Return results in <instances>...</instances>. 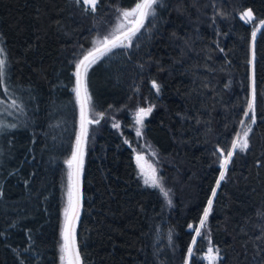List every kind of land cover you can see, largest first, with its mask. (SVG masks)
I'll return each mask as SVG.
<instances>
[{
	"label": "trees",
	"instance_id": "1",
	"mask_svg": "<svg viewBox=\"0 0 264 264\" xmlns=\"http://www.w3.org/2000/svg\"><path fill=\"white\" fill-rule=\"evenodd\" d=\"M136 2L98 0L93 13L76 0H0L8 61L0 121L17 125L0 131V264H59L65 161L80 127L76 80L60 55L86 32L111 31L108 9ZM246 8L251 19H241ZM261 21L264 0H169L146 38L94 70L88 118L100 122L88 125H98V133L80 177L81 264H205L210 246L219 249L217 264H264ZM253 89L250 146L233 156L193 245L219 178L217 149L226 154L251 123L244 112ZM13 98L23 112L8 107ZM150 106L141 138L133 112ZM136 150L149 154L171 205L138 175Z\"/></svg>",
	"mask_w": 264,
	"mask_h": 264
},
{
	"label": "snow or ice",
	"instance_id": "2",
	"mask_svg": "<svg viewBox=\"0 0 264 264\" xmlns=\"http://www.w3.org/2000/svg\"><path fill=\"white\" fill-rule=\"evenodd\" d=\"M77 5L83 3L85 12L91 10L93 13L96 11V6L98 0H76ZM162 5V0H137L133 7L130 9H121L117 8V11L120 13L117 18L115 27L107 35L103 36L102 39L95 40L94 47L87 51L83 55V58L80 59L75 67L76 71L74 73L76 77V87L74 89L76 93L77 103L80 105V132L76 137V143L73 147L71 157L65 161L68 165L67 173V189L66 197L67 202L63 210L64 220L61 228V243L59 245L60 251V261L61 264H81V255L78 250L77 238H76V229H75V220L79 217V175L83 167V156H84V144L88 135V125L93 123H99L98 119H89L88 118V109L91 105V97L88 95L87 87L85 84V78L87 76L88 69L97 62V60L112 52L113 49L118 47H129L133 38L141 32V29L145 25V21L150 17L155 18L156 16V7ZM251 10L246 11L242 14L241 19L248 17L252 18ZM261 24H264V21H261ZM253 39L256 36V31L252 33ZM8 76V61L6 58V50L0 47V85L6 84V78ZM152 87L159 92V85L153 81ZM7 93V88H5ZM2 103V101H0ZM254 103H255V90L253 89V98L248 103V109L244 112L245 117H250L251 123H248L246 127L242 129V135L237 133V137L232 140L231 150H228L227 153L223 150L217 149L220 152V175L216 181V188L212 189V197L208 199L207 207L203 210V215L200 219L199 226L194 228L196 235L193 237V245L197 241V237L203 235L202 229L207 225V220L210 212L213 207V198L217 194V189L220 187L222 181L226 178V172L228 170L229 164L232 161L233 156L236 151L245 152L248 150L249 136L253 131L252 124L255 123L256 118L254 114ZM10 108H19L23 112V108L18 104L17 99L13 98L11 103L8 105ZM152 112V107L139 108L135 114V123L142 126L144 117ZM251 114V115H250ZM103 116V113L99 114ZM240 124L244 126L246 121L241 119ZM16 124H6L3 121H0V131L6 127L15 128ZM119 124H113V127L119 128ZM136 135L140 137L142 135L141 127L136 128ZM128 143V141H125ZM215 154V153H214ZM144 157L142 155H136L137 168L139 169L138 175L143 177V182L146 186L158 188L163 196L168 199L169 192L165 190L162 184V177L158 176L156 169L152 168L151 165L147 167L151 170L150 174L145 172V165L142 163ZM259 163V162H258ZM168 204L171 205V200L168 199ZM192 228V225H189ZM194 254V248L190 246L188 248V256L191 257ZM208 261V264H216L220 259L219 249H216L212 246L208 248V255L204 257ZM185 264H189V261L186 259Z\"/></svg>",
	"mask_w": 264,
	"mask_h": 264
},
{
	"label": "rangeland",
	"instance_id": "3",
	"mask_svg": "<svg viewBox=\"0 0 264 264\" xmlns=\"http://www.w3.org/2000/svg\"><path fill=\"white\" fill-rule=\"evenodd\" d=\"M168 1L169 0H162V5H158L156 7V16H155V18L153 19V18L150 17L148 20L145 21L144 27L141 29V32L137 35V37L133 38L130 46H134L140 39H143V38L147 37V34L149 32H151L152 27L157 23L158 19L162 18L163 14H164V11H165L166 4H167ZM127 6H128V4H124V6L121 7V9L127 10L128 9ZM105 13L108 15V20H110V21L107 20L106 24H108V25H110V27L114 28L115 25H116V22H117V18L119 17L120 13L117 11V9L115 11H111L110 9H108ZM258 26H259V24H258ZM256 28H255V30H256ZM103 30L104 29H102L100 27L98 30H96L94 32L89 31V32H86V33L80 35L70 45V47H67L61 53L60 56L70 63L74 79H75L74 73L76 71L75 65L79 61V59L85 53H87V51H89L90 49H92L94 47V43L93 42L95 40L102 39L103 36L107 35L109 32L112 31V30L111 31H107V29H105V31L101 35ZM123 48H125V47H118V48L113 49L112 52L108 53L105 56L100 57L97 60V62L95 64H93L88 69L87 76L85 78V84H86V87H87V92H89V89H88L89 88V79H90L92 73L94 72V70L101 64L102 61L106 60L110 56L115 55L116 53L121 51ZM74 89H75V85H74ZM147 108L148 107H146L145 109H147ZM137 111L138 110L133 112V121H134L133 122V130H134L135 133H136V128L137 127H141V132H142V126L137 125L135 123V114H136ZM97 133H98V125H92V127L88 126V135H87V138H86V142L84 144V154L93 146V144H94V142L96 140ZM140 137L142 138V135ZM148 152H149V149H148ZM137 154L142 155L144 157V160L142 161V163L145 165V172L150 174L151 170L147 166L151 165L152 168H155V167H154L152 159H150L149 154H147L146 151L136 150L135 151V163H136V155ZM83 158H84V156H83ZM136 166H137V163H136ZM137 170L139 172L138 168H137ZM81 173H82V170L80 172V177H81ZM219 175H220V173H219ZM142 179H143V177H142ZM66 189H67V187H66ZM66 189H65L64 194H63L64 202H65V200L67 202ZM62 212H63V210H62ZM63 220H64V215H63ZM198 226H199V223L197 224L196 227H198ZM194 235H195V231H194L193 237H194ZM207 255H208V250H206L204 252L203 257H205ZM204 262H205V264H208V261L206 259H204ZM59 264H61L60 256H59ZM216 264H217V262H216Z\"/></svg>",
	"mask_w": 264,
	"mask_h": 264
},
{
	"label": "water",
	"instance_id": "4",
	"mask_svg": "<svg viewBox=\"0 0 264 264\" xmlns=\"http://www.w3.org/2000/svg\"><path fill=\"white\" fill-rule=\"evenodd\" d=\"M246 11H249V9L248 8H246V9H244L243 10V12H242V14L244 13V12H246ZM246 19H249L248 17H245ZM86 54V53H85ZM83 58V56L80 58V59H82ZM79 59V60H80ZM75 80H76V77H75ZM80 123H81V115H80ZM79 132H80V127H79ZM78 187H79V205H80V175H79V185H78Z\"/></svg>",
	"mask_w": 264,
	"mask_h": 264
}]
</instances>
